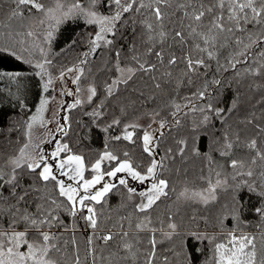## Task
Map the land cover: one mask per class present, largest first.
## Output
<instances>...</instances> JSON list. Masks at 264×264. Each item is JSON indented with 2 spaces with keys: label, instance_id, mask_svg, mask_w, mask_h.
Here are the masks:
<instances>
[{
  "label": "trees",
  "instance_id": "obj_1",
  "mask_svg": "<svg viewBox=\"0 0 264 264\" xmlns=\"http://www.w3.org/2000/svg\"><path fill=\"white\" fill-rule=\"evenodd\" d=\"M53 1L41 0L46 6ZM66 2L70 4L71 0ZM144 2L149 3L150 0ZM189 2L190 0H169L168 4L159 5L163 13L159 24L148 8L142 9L139 14H124L118 25L117 35L108 37L114 40L113 45L98 48L83 64H80V60L85 59L82 53L89 51L88 40L98 30L96 25L86 24L83 18L68 19L59 25L50 42L47 56L50 63H47V67L51 77L54 78L62 70L78 65L83 73L80 86L86 88L87 85L94 84L98 91L92 103L85 102L67 110L66 114L62 113L61 123L67 135L61 132L60 142L67 143L72 154L83 156L88 168L104 151L112 152L120 160L126 159L124 153L128 152L127 159L131 160L134 167L139 166L137 170L142 173L154 159L162 164V167L158 166L156 169V180L165 179L168 182V188L165 189L168 195L162 196L147 212H139L136 203L129 198L128 189L115 178L111 183L116 187L106 194L100 204H94L99 221L95 231L87 226L82 218V211L73 217L65 210H59L55 226L43 230L57 237L52 243L57 245L59 252L53 250L51 255L60 264H73L77 254L81 264H146V258L151 251L149 240L152 238L157 241L153 264H214L215 245L223 243L226 247H231L229 232H233L236 237L243 234L252 239L256 250V264H261L264 260V220L255 211L258 207H264V197L257 194L262 190L260 184L264 160L256 155L257 152L264 153V68H261V64H264V59L261 58V53H264V26L245 24L242 31L226 33L228 39L221 37L217 47L210 48L213 56L209 58L206 52L191 50V39L184 45L179 43L178 38L174 39L177 30H182L187 35V26L191 21L185 16V12L191 13L193 8H180L179 5ZM191 2L199 8L197 0ZM80 3L87 7L89 0H80ZM204 3L207 6L209 0H204ZM260 3L261 0H256L257 7ZM12 7L11 0L0 4V33H12L15 40H20L26 23L36 11L32 9L30 14L25 9L22 17H11ZM98 8L104 14H109L103 0ZM246 11L251 15L250 10ZM209 19L210 17H205V24ZM147 23L153 25L154 31H147ZM161 31L167 34L163 41L159 37ZM16 33L21 35L16 36ZM149 35L154 37L155 42L151 54L147 53L148 47L153 44V41L148 40ZM249 36L252 40L259 38L261 42L251 44L243 58H236V53L244 50L243 44L251 43ZM237 39L243 43L237 45ZM4 42V37L0 36V44ZM221 43L224 44L223 47L219 46ZM22 46L17 45L19 49H23ZM161 50L163 63L155 56V52ZM116 51L120 52L122 66H137L132 59L135 54L141 60L155 64L156 71L148 74L138 71L128 85L121 84L117 94L105 100V82H110L117 75L114 69ZM190 51L194 58L204 59L207 67L197 68L196 72L185 75L187 69L184 57ZM172 54L177 58V63L168 65L167 61ZM236 59H240V62L236 63ZM230 60L236 63L235 67L229 63ZM31 61L29 64L0 55V71L19 72L20 77L25 79L38 71L34 67L39 62L37 56L31 58ZM169 71L172 73L171 77L165 75ZM253 72L257 74L253 75ZM153 76L161 83L163 91L152 86ZM189 77L192 83L188 82ZM217 80L220 81L219 84L214 83ZM34 83L35 101H30L32 94H26L25 90L20 89L17 97L0 99V168L5 166L10 157L16 156L25 141L28 110L36 106L44 95L45 98L50 96L49 89L47 92L43 90L41 76ZM205 88L207 94L203 99L195 95ZM141 91L143 96L140 95ZM185 98H190L191 103ZM102 100L105 101V107L101 117L93 118L86 114ZM172 101L182 106V111L178 114V125L171 116L174 111ZM208 103L214 108L223 109L220 117H216L215 113L200 111ZM185 104L188 106L183 107ZM153 111H160L161 116L157 119L162 118L165 121V127L155 134L157 137L154 140L153 156L143 152L141 127L128 129L133 132L134 142L130 143L123 138L113 139L116 136L123 137L126 124L147 119ZM205 114L210 116V121L206 125L198 126ZM64 116L69 118L67 125L64 124ZM113 120H119L120 123L112 124ZM109 124L112 127L108 128ZM225 135L233 143L231 150L224 149ZM181 140L184 141L183 144L179 143ZM252 140L257 142L255 149L248 147ZM181 148L183 152L180 151ZM221 151H229L230 154L222 156ZM253 158L257 161L254 165L251 163ZM233 159L242 160L245 168L232 169L230 164ZM116 164V161H107L102 163L101 169L108 171ZM249 169L253 172L252 177L239 175L235 180L232 179L236 172L246 173ZM20 171L22 174L17 192L22 193L33 185L41 188V192L32 191L25 198L27 203H21V209L27 207L30 212L35 213L37 203L49 206L36 199L41 195H50L58 202L67 203L63 197H59L53 181L48 182L45 190L38 177L34 181L33 174H29L27 169ZM217 172L221 174L219 177ZM120 174L117 173V176ZM123 174L127 176V181H132L126 173ZM90 176L91 172L86 171L85 177ZM104 179L109 182L107 176ZM217 179L226 180L227 183L215 189L216 197L213 201L207 204L192 199L181 201L180 193L184 188L205 189L209 187V181L215 184ZM246 182L253 183L256 192H250ZM238 183L240 187H236ZM0 195L6 198L0 199V209L6 211L8 205L15 203V198L11 196L7 186L0 188ZM145 217L151 220L148 229L137 230L135 224ZM9 219L7 215H0V230L8 228ZM169 223L177 225L171 239L164 236V232L171 231L168 228ZM16 227L17 230H23L24 225L21 223ZM150 229H155V232ZM109 231L113 239L107 244L96 238L109 234ZM124 232L128 236L123 237ZM194 232L206 238L197 240L191 235ZM35 235L33 231L29 238ZM89 236L94 241L91 246L87 244ZM73 239L76 245H73ZM125 242L133 246L131 252L124 250ZM89 248L92 249L91 255L88 254ZM246 250H251V246Z\"/></svg>",
  "mask_w": 264,
  "mask_h": 264
},
{
  "label": "snow or ice",
  "instance_id": "obj_2",
  "mask_svg": "<svg viewBox=\"0 0 264 264\" xmlns=\"http://www.w3.org/2000/svg\"><path fill=\"white\" fill-rule=\"evenodd\" d=\"M6 2V0H0V4ZM102 0H89L87 7H84L80 0H71V3H67L66 0H54V4L51 6H46L41 0H11L13 7L11 8V17H22V14L25 9L31 14V10L35 9L36 13L40 14L41 18H38V23L43 25L47 21L49 23V29L46 32L44 37L45 41H51L55 30L68 19H77L83 18L85 23L88 25H96L97 31L95 32L94 37H90L88 40L89 51L82 53V56L85 59L80 60V64L86 62V58L95 53L96 50L100 47H108L113 45L114 40L108 38L109 36L115 37L119 31L118 25L122 21L124 14L126 13H141L142 9L148 8L151 9L152 14L155 17L156 22L159 24L163 19V13L159 5L168 4L169 0H150L149 3H145L144 0H103L105 7L108 8L109 14H104L99 10L98 5ZM199 3V8H196L191 2L188 4L179 5L180 8H193L191 13L185 12V16L191 21L187 26L188 31L187 35L182 30L175 31L174 39L178 38L179 43L184 45L186 42L191 39L193 41L190 46L192 51L198 53H207L208 57L213 56V52L210 48H216L217 42L221 37H224L225 40L228 39L225 36L226 33L231 34L234 31H242L243 25L245 24H255L264 26V0H261L260 6H256V0H209L208 5L206 6L204 0H197ZM155 5V6H154ZM219 9V11H217ZM225 10L227 11V17L225 18ZM246 10H250L251 15ZM208 16L210 19L205 24V17ZM135 23V20H133ZM183 28V24H182ZM146 29L149 32L154 31L153 25L151 23L146 24ZM200 29H206L201 31ZM16 36L21 35L16 33ZM23 35L28 38L35 37L36 33L31 29L28 30ZM264 35V34H262ZM0 36H3L5 42L0 44V55H7L13 57L17 61H22L24 63L31 64L32 61L30 58L24 56V52L28 51L27 48L19 49L17 45H24L25 41L23 39L15 40L12 33L4 34L0 33ZM167 34L164 31L159 32V37L161 41L166 38ZM149 41H153V44L150 45L147 49V53L151 54L154 47V37L149 35ZM250 44H243V51L236 53V58H243L247 54V49L251 47V44H256L261 42L258 38L257 40H252L249 36ZM237 45L242 44L243 42L239 39L235 41ZM39 48V45H35ZM223 47L224 44L219 45ZM190 51L185 57L186 69L185 75L187 73L196 72L197 68L207 67L205 60L201 58H194ZM40 52L43 55L44 49L40 48ZM155 56L163 63V52L156 51ZM261 58L264 59V53H261ZM132 59L135 61V67L132 66H122L120 62V52L116 51V63L114 64V69L117 75L115 78H111L110 82L106 81L104 86L105 100L108 97H113L117 94L119 86L121 84L128 85L129 81L133 80L136 73L143 72L145 74L152 73L156 71V65L150 64L146 60H141L139 55H133ZM240 59H236V63H239ZM45 63H50V61L45 60V62H37L34 64L37 71L36 75L43 78L47 74L45 68ZM168 65H175L177 63V58L174 54L167 61ZM232 67L236 66V63H233L232 60L229 61ZM261 68H264V64H261ZM75 71L77 74L72 79V84L76 85L75 93L71 91H62L61 94H67L69 96L76 95V99L73 104L68 105V108H76L87 103H92L93 98L97 97L98 91L97 87L94 84H89L85 89L80 87V81L82 76V70L78 65L69 67L66 70L60 72L59 79L63 80L67 73H72ZM256 75V72L252 73ZM166 76L171 77L172 73L166 72ZM7 76L9 79H15L20 76L19 72H7L0 71V78ZM154 84L152 85L156 90L163 91L161 83L156 79L155 76L152 77ZM189 83H192L191 77L188 79ZM52 83L51 78L48 79L47 83L44 84L43 90L48 91L49 85ZM214 83L219 84L220 81H214ZM81 92H86L85 98H81ZM207 94V89L204 91H198L195 95H198L199 98L203 99ZM140 95L143 96L144 93L141 91ZM189 100L190 98H185ZM48 100L46 98H41L40 106L36 109V115L30 117V122L27 124V128L31 130L33 127V122L39 120L41 125L44 126L45 122L43 120V111L47 105ZM23 106V105H22ZM174 111L171 112L175 123L178 125L180 123L179 113L182 111V106L178 103L172 101L171 103ZM185 104L183 107H187ZM105 107V101H101L91 112L86 113L87 115L93 118H99L104 113L102 109ZM202 113H215L216 117H220L223 109L214 108L211 103H208L205 107L200 108ZM153 117L152 123H156V117H160V111H153L151 113ZM64 124L67 125L69 122L68 116L63 117ZM210 121V116L208 114L203 115L200 125H206ZM119 120H113L112 124H119ZM251 123V121H249ZM112 124H109L107 127H112ZM195 126V127H198ZM139 127L137 123H129L124 126V135L116 136L113 139L124 140L131 142L133 141V132L128 131L129 128L136 129ZM148 127H151L149 124ZM165 127L164 119L159 120V129ZM194 127V131H195ZM107 131V128L104 129ZM57 131L67 135V132L64 127L57 126ZM154 131H158L154 130ZM153 135L154 132L145 130L142 136L143 142V152L147 153L148 156H153L155 148L153 145ZM224 149L231 150L233 143L229 140L228 136L224 137ZM31 142V137L29 133V143H26L22 148L19 149V155L15 157H10L6 162L5 166L0 168V188L8 187L11 191V196L15 198V203L8 205L7 210L0 209V215H7L10 217L9 224L7 229L0 230V264H60L59 260L54 259L51 255L53 250L59 252V248L56 244L52 243L53 240L57 239L49 231H44V228H51L55 226V223L58 222V212L59 210H65L69 215L75 217L78 212H81L83 209H86L87 214L83 215L82 218L86 222L87 226L93 229L94 231L98 228V217L96 210L90 204H87L86 201L93 202L94 204H100L102 199L109 193L114 187L115 184L105 182L103 187L100 190L92 192V189L96 185L100 184L104 180L105 176L113 178L117 176V173H126L131 177L132 180L144 183L146 180L152 178V183L150 188L146 192H140L139 195L142 198V201L136 205V209L139 212H147L148 209L161 199L162 196H167L168 193L165 189L168 188V182L165 179L156 180V169L158 166L162 167V164H158L156 160H151L149 165L146 167V170L142 173L137 170L139 166L134 167L131 160L127 159L129 156L128 152L124 153L126 159L120 160L117 155L109 151H104L95 163L91 164L90 169L86 166L84 157L81 155L72 154L71 149L67 143L56 142L55 148L48 154H45L42 151H39V145H36L34 152L26 151L29 148ZM179 143L183 144L184 141L181 140ZM256 140H252L248 147L251 149L256 148ZM171 150L169 149V152ZM183 152V149L180 150ZM62 153H67V155L61 158ZM198 154V153H197ZM229 151H221V155H229ZM256 155L264 160V153L257 152ZM116 161L117 164L114 168L108 171L101 170V164L103 161ZM54 161V163H52ZM256 159L253 158L251 163L256 164ZM232 169H244L245 164L242 160L233 159L230 164ZM7 169V170H5ZM27 169L29 174H33V180L35 181L38 177V180L43 182L44 189L47 190V185L49 181L54 182V187L59 193V197H63L67 202H58L56 198L51 197L50 195H41L36 199L46 202L49 206H45V203H37L36 212L32 213L28 210L27 207L21 209V203H27L26 197L31 194L32 191L41 192V188L38 186H30V189H24L22 193L17 192V189L20 187V176L22 172L20 170ZM55 169V171H54ZM39 170V171H37ZM91 171L93 173L91 179L85 177V172ZM60 177H65L70 183H65L64 180L59 179ZM217 177L221 174L216 173ZM247 175L248 177L253 176V172L249 169L246 173L243 171L236 172L233 175L232 179L235 180L236 176ZM261 184L260 188L262 189L257 194L261 197H264V172L261 173ZM226 180L217 179L215 184H212L209 181V187L207 189L208 196H204L201 193H194V196H199L201 200L207 204L209 198L215 199V189L222 184H226ZM247 183V187L250 192H256V187L253 183ZM119 184L124 185L128 189L129 198H131L134 193V189L128 186V181L126 179L120 178ZM238 183L236 187H240ZM187 191V190H186ZM181 196L185 195V192L180 193ZM0 199H6L0 195ZM54 206V207H52ZM256 213L260 215L261 219L264 220V207H258L255 209ZM235 215V214H234ZM171 220V217H169ZM23 223V230H17V225ZM151 223V220L145 217L144 220L135 224L137 230L148 229V225ZM168 228L171 230L169 232H164V236L168 239H171L173 234L176 232L177 225L175 223H169ZM35 232L36 235L33 238L30 237L31 232ZM150 231L155 232V229H150ZM195 236L197 240L206 238L202 237L199 233H191ZM123 237L128 236L127 232L122 233ZM231 239L229 244L231 247H226L223 243H217L214 249V264H256V250L253 240L246 235H241L236 237L233 232H229ZM97 239H102L105 244L113 239V235L109 231V234L96 237ZM93 237L89 236L87 239V244L91 246L93 244ZM73 245H76L75 239L72 241ZM151 245V251L148 253L146 258V264H153L154 258L156 256V245L157 241L155 238L149 240ZM251 246V250H246ZM132 245L125 242L123 248L126 251L131 252ZM88 254H92V249H88ZM134 255V253H133ZM73 264H81L80 257L77 254ZM261 264H264V260L261 261Z\"/></svg>",
  "mask_w": 264,
  "mask_h": 264
},
{
  "label": "rangeland",
  "instance_id": "obj_3",
  "mask_svg": "<svg viewBox=\"0 0 264 264\" xmlns=\"http://www.w3.org/2000/svg\"><path fill=\"white\" fill-rule=\"evenodd\" d=\"M53 4H54V1L50 5H47V6H51ZM30 18L32 19L26 23V28L23 29L24 31L22 32V36L20 37V39H23L25 41V44L22 46V48L28 49V51L24 52V56L30 59L37 56V59L39 60V62L43 63L45 62V60L47 61L49 60L47 56L49 54V50H50L49 46H50L51 41L46 42L44 39L46 32L49 29V23L46 21L45 24L43 25L39 24L38 18H41L39 13H36L34 16ZM30 29L36 33L35 37L33 38H28L27 36L23 35ZM35 45H39V48L36 47ZM40 48L44 49L43 55L40 52ZM47 66H48L47 63H45L47 74L44 75L42 78L43 84L47 83L49 78H51L52 83L49 85V88H48L50 91V96L46 98L48 100V103L45 106V110L43 111V120L45 124L44 126H42L41 122L37 120L33 122V127L31 128V130H29L28 128L26 129L25 141L23 145L21 146V148L26 143H29V133H30L31 142L29 144V148L26 150L28 152H34V150L36 149V145H39V151H42L45 154H48L54 150L56 142L57 141L60 142L59 138H60V135H62L61 132L57 131L58 125L62 127V123H61L62 113L64 112L66 114L67 110H69L68 105L73 104L75 99L77 98L76 95L69 96L67 94H64V95L61 94V92L65 90L75 93L77 86L72 84V79L77 73L75 71H73L72 73H67L63 80L59 79L60 74L52 78L48 72ZM34 74L35 75L30 74L25 79L20 76L15 79H9L7 76L0 78V99L3 97H6V99L17 97L18 96L17 91L20 89V90H25L26 94L27 93L32 94L30 101H35L36 87L34 85L35 84L34 82L38 80V76L36 75V73ZM82 89H85V88H82ZM9 90H11V93L9 92ZM4 92L6 93V95ZM80 95H81V98H85L86 100V92H81ZM44 98H45V95H44ZM39 106H40V102L36 104V106H34L32 109L28 110L29 114L27 117V124L30 122V117L36 115V109ZM152 119L153 117L150 116L147 119L141 120L136 123L139 125V127L143 128V133L145 130L154 132L153 145H152L154 147V143H155L154 140L157 137L155 134L158 132L154 130H157V129L161 130V129H159V120L157 119V117L155 118L157 120L156 123H152ZM149 124H151V127H148ZM17 155H19V152L16 154V156ZM61 155H64V156H61V158L66 156L65 153H62ZM106 162L107 160L103 161L102 163H106ZM52 163H54V161ZM57 175H58V178L64 180L66 184L70 183V181H67L65 177H60L58 173ZM92 175L93 173L91 172V176L88 179H91ZM125 176L126 175L121 173L120 176H116L113 178L108 177V181L109 183H111V181L113 180L115 181V178H117L118 180L120 178L125 179ZM104 183H105V179L101 181L100 184L96 185L95 188L92 189V192L94 193L95 191L100 190L103 187ZM151 183H152V178H150L149 180H146L144 183H140L135 180L130 181L129 186L132 189H134V193L132 194L130 200L132 202H135L136 205L141 202H146V200L142 201V198L140 197L139 193L146 192L150 188ZM207 189L208 188H205V189L184 188L182 192H185V195L180 196V199L181 201L192 199L194 201L204 203L199 196H194L193 194L201 193L204 196H208ZM214 195L216 197L215 192H214ZM211 201L213 200L209 198L208 202H211ZM86 203L94 207L93 202L86 201ZM82 214L83 215L87 214L86 209L82 210Z\"/></svg>",
  "mask_w": 264,
  "mask_h": 264
}]
</instances>
